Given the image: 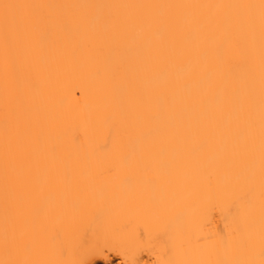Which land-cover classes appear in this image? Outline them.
I'll return each mask as SVG.
<instances>
[{"label": "bare ground", "instance_id": "obj_1", "mask_svg": "<svg viewBox=\"0 0 264 264\" xmlns=\"http://www.w3.org/2000/svg\"><path fill=\"white\" fill-rule=\"evenodd\" d=\"M0 264H264V0H0Z\"/></svg>", "mask_w": 264, "mask_h": 264}, {"label": "snow or ice", "instance_id": "obj_2", "mask_svg": "<svg viewBox=\"0 0 264 264\" xmlns=\"http://www.w3.org/2000/svg\"><path fill=\"white\" fill-rule=\"evenodd\" d=\"M5 7L7 8V7H8V5H5Z\"/></svg>", "mask_w": 264, "mask_h": 264}]
</instances>
